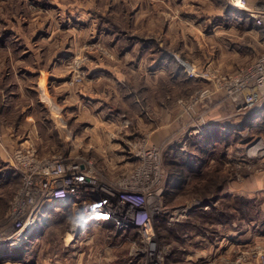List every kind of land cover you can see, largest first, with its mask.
Returning a JSON list of instances; mask_svg holds the SVG:
<instances>
[{
    "label": "rangeland",
    "instance_id": "obj_1",
    "mask_svg": "<svg viewBox=\"0 0 264 264\" xmlns=\"http://www.w3.org/2000/svg\"><path fill=\"white\" fill-rule=\"evenodd\" d=\"M247 1L254 13L264 6V0ZM235 9L230 0H0V48L5 50L0 51V63L5 67L15 64L23 70L18 61L34 47L38 58L31 57L37 59L33 63L48 69L46 63L55 56L45 48L55 39L57 47L63 45L70 53L62 61L64 78H69L62 92L76 90L93 99L64 101L65 120L56 123L77 130L85 148L90 146L87 153L98 172L118 176L120 172L109 173V168H121L128 142L146 133L151 144L180 142L173 147L176 156L187 147L193 157H202L183 189L172 198L171 190L165 191L163 206L174 213L171 222L184 221L194 209L212 211L189 215L185 237L179 236V228H171V244H164L156 231L151 246L167 251L164 264H264V92L246 77L258 62L264 64V23ZM47 28L53 37L35 47L34 39ZM167 29L169 34H164ZM157 60L164 65L154 73ZM40 94L43 105L59 114L62 108L45 98L44 89ZM49 113L41 109L38 126L53 131L56 123L48 122ZM189 128L198 132L187 136ZM210 131L207 150L200 151ZM185 139L188 143L182 146ZM98 148L108 151L106 157L115 167L103 164ZM8 153L0 151L3 158ZM165 158L169 169L168 154ZM7 161L0 156V171L13 178L0 181V241L5 229L10 232L16 226L8 216L21 182ZM206 198L213 204L205 205ZM51 209L25 241L29 245L0 255L10 256L0 264H19L12 262L19 257H26L21 264H135L128 241L122 237L121 246L109 243L114 242L112 232L102 229V220V230L92 223L86 234L67 245L72 214L68 223L69 216L54 213L72 209ZM133 231L130 236L140 239ZM5 246L10 247L0 244V253L7 252L1 249Z\"/></svg>",
    "mask_w": 264,
    "mask_h": 264
},
{
    "label": "built area",
    "instance_id": "obj_2",
    "mask_svg": "<svg viewBox=\"0 0 264 264\" xmlns=\"http://www.w3.org/2000/svg\"><path fill=\"white\" fill-rule=\"evenodd\" d=\"M230 5L253 16L258 23H264V6H261L260 12L254 13L247 0H230ZM246 77L247 83L257 84L264 92L262 62H258ZM197 126L200 129L205 127L202 124ZM195 131L191 130L187 136H192ZM187 143L185 139L182 146ZM179 144L177 140L169 141L167 146L151 144L148 133L134 138L126 146L128 150L124 153L125 163L121 168H109V173L112 170L120 172L116 177V174L112 176L98 172L92 156L79 146L63 143L49 153L41 152L34 141L18 146L8 153L10 166L21 177L8 216L16 226L10 232L5 229L0 244L12 246L17 242H21L20 245L27 243L24 242L26 238L21 239L22 236L27 234L29 239L47 211L67 206L72 209V227L66 236L68 244L86 234L88 225L94 223L100 226L98 221L102 220L104 229L121 233L128 241L133 260L145 264H152L153 261L164 264L167 251L165 253L164 247L153 249L151 244L156 237V216L168 212L171 213L168 214L170 218L174 216L171 208L163 206L169 179L165 157ZM148 228L151 229L149 236L146 235ZM131 230H136L140 239L132 238ZM124 239L118 243L119 246L125 242Z\"/></svg>",
    "mask_w": 264,
    "mask_h": 264
},
{
    "label": "crops",
    "instance_id": "obj_3",
    "mask_svg": "<svg viewBox=\"0 0 264 264\" xmlns=\"http://www.w3.org/2000/svg\"><path fill=\"white\" fill-rule=\"evenodd\" d=\"M157 18L160 19L161 17L157 16ZM213 18L215 19V17ZM217 26L218 25L213 26L214 30L216 29ZM51 29L54 30L55 27L52 26ZM41 30H43V28ZM47 30L48 31L46 32L39 33L38 37L34 39L33 45L35 47H37L38 44H47V40L53 37L54 31H50L48 28ZM169 31L170 30L168 29L167 31L164 30V34L166 33L169 34ZM56 43H57V39H55L54 43L49 44V47L45 48V52L47 54H51V56L53 57L55 56V58L51 62L50 60H48V62L50 63H46L48 69H43L40 67V65L38 69V67L36 66L37 62L33 63V61L37 59H31V57L36 55V58H38V54L34 47L33 49H31L32 52L31 54L25 53L23 57L24 59L22 61H18V62H22L21 64H23V70H17L15 64H13L11 68L10 66H8L7 68L4 66V64L0 63V72H1L0 74V151L1 152H6V151L12 152L18 146L25 144L27 141L36 142L41 152L43 153H49L54 149H57V147L61 146L63 143L72 146H79V147L83 146V149H85L87 152L91 150L90 146L88 149L85 148L86 145L83 144L84 143L83 139L80 138L79 134H77L76 129H71V130L65 129L66 124L60 126L59 123H56L58 121L65 120L64 115H62L64 101L67 102L68 100L69 101L72 100L78 102L79 100H82L83 102L86 101V103L87 102L90 103L89 101L93 99L91 95L84 94L83 92H82L83 94L82 93L80 94L79 93L80 91L76 92V90L75 91L71 90V92H67L66 95L65 93L62 92L65 88L64 83L69 82L68 81L69 78L67 79L64 78L63 75L64 68L62 67V61L64 60V57L70 55V53L64 50L63 45L57 47ZM70 48L71 47H69V49ZM1 50L2 47L0 48V51ZM2 51L5 50L3 49ZM157 62L153 65L152 70H154V73L156 70L161 69L160 67L164 65V64L163 65L159 64V60H157ZM19 65L20 64H18L17 66ZM41 73H43L42 76L44 77L42 81H41L42 77H40ZM37 87H38V91H37ZM41 88L44 89L45 98L47 100H49L51 103L54 102L56 104L55 105L56 108H62L61 110L56 109L57 111H59V114H54L53 109L51 111L47 107V105L45 106L43 105V103L45 102L40 94ZM47 88L51 93V96L47 95V93L49 94ZM42 108H45L47 109V111L50 112L49 117L47 118L49 120L48 122L56 123L55 129L53 131H50L51 129L48 130L47 127L45 129H41L40 124L38 126V122L43 119L41 117ZM110 110H112V108H110ZM105 120H106L105 122L106 124L110 123V120L106 119V116H105ZM135 120L138 121V119ZM85 128H88L87 125ZM139 130L140 129L136 131ZM65 133L67 134L66 138H64ZM153 136L155 135L153 134ZM155 142H157V140ZM98 150H99L98 152L103 153V154L99 153L100 157H103V164L105 165V163H108L109 165L112 164V167H115L114 166L115 162L113 161V159L112 162L109 161L106 157L107 156L106 153L108 151H104L101 148H98ZM109 158H111V156ZM6 160L9 161L8 154ZM120 162L122 163L123 161ZM190 181L191 180H189V182ZM217 196L218 195H216V197ZM189 214L190 213H188V217ZM98 227L99 225L93 226L95 230ZM109 243L113 244L114 242L109 241ZM115 256H117L116 253ZM121 256L122 255H119V258H121ZM188 257L186 256L185 261H187V263H190L189 262L190 258Z\"/></svg>",
    "mask_w": 264,
    "mask_h": 264
},
{
    "label": "trees",
    "instance_id": "obj_4",
    "mask_svg": "<svg viewBox=\"0 0 264 264\" xmlns=\"http://www.w3.org/2000/svg\"><path fill=\"white\" fill-rule=\"evenodd\" d=\"M212 135H213V133L210 131V132H208L206 134V136H203L202 139H203V141L205 143L202 144L201 147L199 148L200 151L207 150V147L205 145L207 144L206 143L207 140L210 141L209 139L212 137ZM216 135H217V133L215 131V136ZM214 138H217V137H214ZM175 150L176 149H174V151ZM190 150L191 149L178 151V156H176V153L175 152H172V151L168 154V162L167 163L170 164V165L168 164L169 165L170 172H169V179H168V185H167L168 186V190H167V187H166V190L165 191L167 193V192H170V190H171L172 193H171V195H169L170 198L173 197V192L174 191L182 188L186 182H188L189 180L192 179L188 175L192 174L193 171H196L197 170V168H198V165L197 164L200 163V165H201L200 160L202 159V157L200 158V160L197 157H193L192 156V151H190ZM0 156L2 157V160L6 161V158H3L2 155H0ZM7 163H8V161H7ZM10 170H12L13 173H15V174L18 175V179L19 180L21 179L20 174L15 169H13L11 167L9 169V171ZM3 180H6V182H12L13 178L11 177V175H8L7 174V171H0V181H3ZM215 200H217V198H215ZM204 201H205V205H212L213 204L211 202L213 200L210 201V199L208 200L206 198ZM215 209L217 210V205H215ZM195 211L197 212L195 214H198L199 213V214H202L203 215L205 213L211 212L212 210L203 209V210L199 211V209H194L189 214L190 217H191L192 214H194ZM45 214L43 216H46ZM54 214L58 215V218L59 217L65 218V217L69 216V218L67 217L68 218L67 219V222L69 223V221L71 220V214H72V212H71V210H69L67 212L57 211ZM156 218L157 219H155V224H156L155 227L157 229L158 236L159 237H162L164 244H168V243L171 244L172 243L171 240L173 238V235L175 236V234H171V232H170L171 230H174L175 229V231H177V229L179 228L180 229V230H178L179 236L181 238L182 237H185V233L184 232H185L186 228L188 227V225L190 224L189 217L187 219H185L184 221H180V222H171L170 219H169L170 218L169 215H166V214L165 215L160 214ZM172 223H173V225H172ZM101 227H98L97 229H100ZM171 228H174V229H171ZM102 229L107 232V230L104 229L103 227H102ZM102 229H100V230H102ZM130 233H134V231H131ZM111 235L113 236L112 239H113V241H114L115 244H118L122 240L121 233L112 232ZM35 240H37V238ZM108 241H111V239L108 240ZM65 242L67 243L66 238H65ZM25 245H29V244H25ZM25 245L23 247L18 248V249H12V252L11 251H8V249H7L8 247H6V246L5 247H1V249L3 248L2 250H6L7 252H5V251L4 252H1L0 255L2 256V254H4V253H7V254L12 255L13 252H17V251H19L21 249H24L25 248ZM67 245H70V244L67 243ZM22 256H24V255H22ZM25 258L26 257H19V260H17V259L14 260L13 259L12 262L13 263H23V262H27L25 260ZM9 260H10V256L7 257V258L0 259V262L5 263V262H7ZM131 262L132 263H135V264H144L143 261H139V260H133Z\"/></svg>",
    "mask_w": 264,
    "mask_h": 264
},
{
    "label": "bare ground",
    "instance_id": "obj_5",
    "mask_svg": "<svg viewBox=\"0 0 264 264\" xmlns=\"http://www.w3.org/2000/svg\"><path fill=\"white\" fill-rule=\"evenodd\" d=\"M196 132H198V130H196ZM148 231H150V228H148L147 229ZM27 234H24L23 236H22V238L21 239H24V238H26V239H24V242H25V240H27ZM20 241V240H19ZM23 242V243H24ZM21 244V242H17V243H15V244H13L12 246H10L9 248H12V249H16V248H20V247H22V245H24V244H22V245H20ZM26 244V243H25ZM20 245V246H19ZM8 248V249H9Z\"/></svg>",
    "mask_w": 264,
    "mask_h": 264
}]
</instances>
